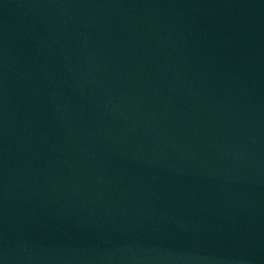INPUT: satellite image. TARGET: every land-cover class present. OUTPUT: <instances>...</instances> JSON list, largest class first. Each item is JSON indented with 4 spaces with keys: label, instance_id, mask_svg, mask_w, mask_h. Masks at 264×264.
Instances as JSON below:
<instances>
[{
    "label": "water",
    "instance_id": "95a60500",
    "mask_svg": "<svg viewBox=\"0 0 264 264\" xmlns=\"http://www.w3.org/2000/svg\"><path fill=\"white\" fill-rule=\"evenodd\" d=\"M0 264H264V0H0Z\"/></svg>",
    "mask_w": 264,
    "mask_h": 264
}]
</instances>
